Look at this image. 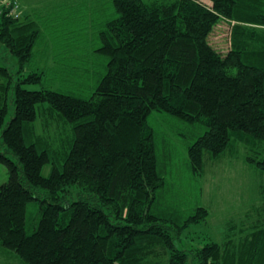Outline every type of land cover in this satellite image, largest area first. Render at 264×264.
<instances>
[{"label":"trees","instance_id":"16d2710c","mask_svg":"<svg viewBox=\"0 0 264 264\" xmlns=\"http://www.w3.org/2000/svg\"><path fill=\"white\" fill-rule=\"evenodd\" d=\"M104 1L80 10L92 14L93 46L75 62L87 61L82 75L95 82L82 97L21 85L41 81L23 70L42 31L10 13L16 0H0V44L19 62L16 78L0 63V245L25 264H264V228L231 249L178 245L209 213L187 204L167 132L192 139L184 164L194 181L204 152L215 158L239 136L264 171V0ZM74 67L58 68L72 78ZM42 102L72 128L58 151L34 134ZM161 113L171 121L160 139L149 120Z\"/></svg>","mask_w":264,"mask_h":264},{"label":"rangeland","instance_id":"374dc122","mask_svg":"<svg viewBox=\"0 0 264 264\" xmlns=\"http://www.w3.org/2000/svg\"><path fill=\"white\" fill-rule=\"evenodd\" d=\"M19 10L10 9V13L24 18L38 20L41 27V39L37 44V54L31 62L24 65V74L32 71L42 74L40 82L21 83L25 88L58 89L62 92H70L76 96L88 97L94 88V78L85 80L83 66L85 63H76L75 58L82 57V48L85 46L91 51L92 45V14L82 15L80 10L87 6L100 8L101 2L97 0H16ZM64 6L63 10H57V6ZM104 6L110 7L109 0L104 1ZM97 30V29H95ZM224 31L222 32V34ZM36 50V48H35ZM90 55V53H89ZM86 60V57H83ZM0 63L6 65L12 73L19 68L17 58L0 44ZM73 67L71 77L67 70L58 67ZM77 67V68H76ZM88 67V66H87ZM58 68V69H57ZM79 69V71H78ZM72 71V70H71ZM17 74L14 75V78ZM37 113L34 121L35 136H41L58 151L72 135V128H68L65 122L51 111L46 102L36 104ZM9 112L5 121L9 120L13 113L12 103H9ZM152 121L161 139V129L169 127L170 117L166 114ZM183 128L179 130L182 132ZM175 146L177 156L175 163L180 172L178 180L182 184H189L190 193L186 197L189 206L203 205L208 210V216L204 221L191 224L183 232L182 244L198 245L206 240L218 242L221 246H232L242 240L245 235L257 228H264V199L262 196V184L264 171L249 162V156H255L257 146L246 143L240 136L234 137L228 143V147L217 155L210 156L209 151L204 152V170L201 175L192 179L184 164L187 159V143L192 139H183L179 134H172L167 129ZM169 138V137H168ZM65 141V142H64ZM63 143V144H62ZM262 154V153H261ZM262 156V155H261ZM51 163L47 162L41 169V174L48 176ZM180 173V174H179ZM6 166L0 163V183L7 179ZM198 184V185H197ZM28 218H34L35 206L30 205ZM28 219V220H29ZM30 228V226H29ZM246 236V237H247ZM245 237V238H246ZM167 256L163 258L166 262ZM0 264H25L15 252L0 245Z\"/></svg>","mask_w":264,"mask_h":264}]
</instances>
